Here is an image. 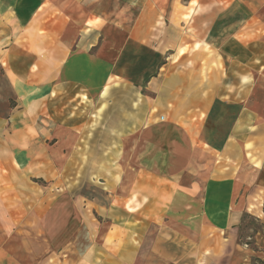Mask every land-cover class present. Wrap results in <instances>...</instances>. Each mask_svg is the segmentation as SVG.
Instances as JSON below:
<instances>
[{
  "label": "crops",
  "instance_id": "0c3cea01",
  "mask_svg": "<svg viewBox=\"0 0 264 264\" xmlns=\"http://www.w3.org/2000/svg\"><path fill=\"white\" fill-rule=\"evenodd\" d=\"M244 214L264 0H0V264H250Z\"/></svg>",
  "mask_w": 264,
  "mask_h": 264
},
{
  "label": "rangeland",
  "instance_id": "374dc122",
  "mask_svg": "<svg viewBox=\"0 0 264 264\" xmlns=\"http://www.w3.org/2000/svg\"><path fill=\"white\" fill-rule=\"evenodd\" d=\"M239 241L247 245L250 264H264V223L251 214H244L239 226Z\"/></svg>",
  "mask_w": 264,
  "mask_h": 264
}]
</instances>
